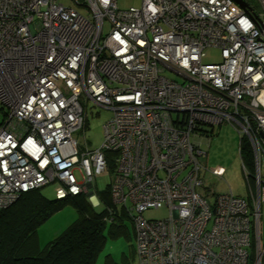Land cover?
I'll return each mask as SVG.
<instances>
[{"label": "built area", "instance_id": "obj_1", "mask_svg": "<svg viewBox=\"0 0 264 264\" xmlns=\"http://www.w3.org/2000/svg\"><path fill=\"white\" fill-rule=\"evenodd\" d=\"M118 1L0 0V208L50 184L56 199L98 205L110 161L138 264H264V0ZM211 47L220 62H203ZM87 106L109 112L96 148L74 137ZM223 122L250 144L253 205L200 193L207 152L195 138ZM161 207L166 218L142 215Z\"/></svg>", "mask_w": 264, "mask_h": 264}, {"label": "rangeland", "instance_id": "obj_2", "mask_svg": "<svg viewBox=\"0 0 264 264\" xmlns=\"http://www.w3.org/2000/svg\"><path fill=\"white\" fill-rule=\"evenodd\" d=\"M246 1L260 9L256 0ZM139 4L140 0L118 1L120 7L138 6ZM79 10L81 13L86 14V9L79 8ZM202 60L205 63L220 62V50L214 47L206 48ZM166 75L178 82H182V78L177 77L171 72H166ZM1 108L0 104V120L3 118L4 112ZM86 113V126L83 130L75 132L74 137L79 145L84 146L85 143L88 148H96L102 143V126L105 119L109 116V112L101 110L97 113V109L87 106ZM208 130H211L209 134L195 138L200 141L201 148L207 152V155L201 158L205 185L203 188H199L200 193L210 201L211 196L231 190L235 195L250 199L253 205L251 197H256V187L253 185V179L251 177L247 178L244 174L242 163H246L241 159L238 149L240 133L229 122L214 125ZM192 140H194V136H192ZM246 167L250 171L247 164ZM113 173L114 168L112 167L108 169L107 173L95 178L94 183L98 192H103L108 188ZM250 174L253 175L252 173ZM261 175L264 180V160L261 164ZM39 193L49 200L55 199L53 184L40 188ZM142 215L146 219H162L168 216V210L165 207L158 209L151 208L145 210ZM76 217L77 212L75 208L69 204H66L49 216L38 228L37 233L40 247L45 246L57 237L66 227L75 221ZM122 224L125 225L127 231L124 234L119 233L107 236L94 264H138L132 223L130 219L124 218ZM258 236L260 245L263 248L264 201L260 206Z\"/></svg>", "mask_w": 264, "mask_h": 264}, {"label": "trees", "instance_id": "obj_3", "mask_svg": "<svg viewBox=\"0 0 264 264\" xmlns=\"http://www.w3.org/2000/svg\"><path fill=\"white\" fill-rule=\"evenodd\" d=\"M238 149L252 172V150L245 137L239 139ZM112 155L108 153L107 158ZM108 163V169L112 168ZM39 189L21 193L11 204L0 208V264H94L106 237L127 231L122 222L130 218L123 208L113 204L109 186L103 192L97 191L98 205L81 194L49 200ZM66 204L75 208V221L40 247L39 226Z\"/></svg>", "mask_w": 264, "mask_h": 264}, {"label": "water", "instance_id": "obj_4", "mask_svg": "<svg viewBox=\"0 0 264 264\" xmlns=\"http://www.w3.org/2000/svg\"><path fill=\"white\" fill-rule=\"evenodd\" d=\"M238 5H240L241 7H245L246 6V2L244 0H234Z\"/></svg>", "mask_w": 264, "mask_h": 264}, {"label": "bare ground", "instance_id": "obj_5", "mask_svg": "<svg viewBox=\"0 0 264 264\" xmlns=\"http://www.w3.org/2000/svg\"><path fill=\"white\" fill-rule=\"evenodd\" d=\"M25 193V192H24ZM27 193V192H26Z\"/></svg>", "mask_w": 264, "mask_h": 264}]
</instances>
